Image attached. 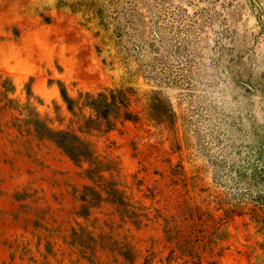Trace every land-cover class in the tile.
<instances>
[{
  "label": "rangeland",
  "instance_id": "rangeland-1",
  "mask_svg": "<svg viewBox=\"0 0 264 264\" xmlns=\"http://www.w3.org/2000/svg\"><path fill=\"white\" fill-rule=\"evenodd\" d=\"M113 88L90 178L32 124ZM150 258L264 264V0H0V264Z\"/></svg>",
  "mask_w": 264,
  "mask_h": 264
},
{
  "label": "trees",
  "instance_id": "trees-1",
  "mask_svg": "<svg viewBox=\"0 0 264 264\" xmlns=\"http://www.w3.org/2000/svg\"><path fill=\"white\" fill-rule=\"evenodd\" d=\"M63 101L70 115L65 128L59 131L45 128L44 132H40L34 126L38 125L35 122L32 124L35 127L34 132L40 140L48 139L53 142L76 165L89 164L87 173L91 178L98 175L99 169H96V165L99 166L101 162L94 157V147L90 138L108 134L115 129L119 120L134 119L130 109V93L122 88H113L95 95H79L76 100L63 95ZM129 219L134 225H139L137 214L131 213ZM150 261L151 258L146 259L143 264H149ZM166 264L170 262L167 261Z\"/></svg>",
  "mask_w": 264,
  "mask_h": 264
}]
</instances>
